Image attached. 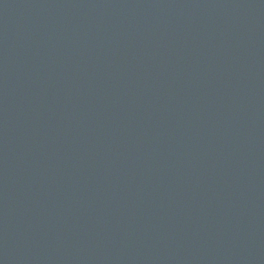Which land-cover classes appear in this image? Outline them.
Segmentation results:
<instances>
[{"label":"water","instance_id":"water-1","mask_svg":"<svg viewBox=\"0 0 264 264\" xmlns=\"http://www.w3.org/2000/svg\"><path fill=\"white\" fill-rule=\"evenodd\" d=\"M0 264H264V0H0Z\"/></svg>","mask_w":264,"mask_h":264}]
</instances>
